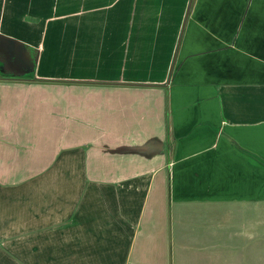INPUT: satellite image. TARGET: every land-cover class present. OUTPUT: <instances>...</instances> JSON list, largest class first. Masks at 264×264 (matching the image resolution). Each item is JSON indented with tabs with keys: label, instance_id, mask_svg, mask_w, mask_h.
I'll return each instance as SVG.
<instances>
[{
	"label": "crops",
	"instance_id": "0c3cea01",
	"mask_svg": "<svg viewBox=\"0 0 264 264\" xmlns=\"http://www.w3.org/2000/svg\"><path fill=\"white\" fill-rule=\"evenodd\" d=\"M0 36V264H264V0H0Z\"/></svg>",
	"mask_w": 264,
	"mask_h": 264
},
{
	"label": "rangeland",
	"instance_id": "374dc122",
	"mask_svg": "<svg viewBox=\"0 0 264 264\" xmlns=\"http://www.w3.org/2000/svg\"><path fill=\"white\" fill-rule=\"evenodd\" d=\"M2 40H3V37L0 36V41L2 42ZM6 45H8L7 47H12V48L15 47L16 49L21 51L20 53H23L24 50H26V51L28 50L29 51L28 53L30 55L32 54L31 50H33V49L29 48L28 45H26L24 43H20V42L19 43H13V42H11V44H10L9 42H7ZM31 56L26 57V59L24 61V66L27 67V69L31 63V60L29 59ZM29 72H30V70L25 71L24 76H30L31 73H29ZM5 75H12V72L8 68L3 69L2 67H0V76L3 77Z\"/></svg>",
	"mask_w": 264,
	"mask_h": 264
}]
</instances>
